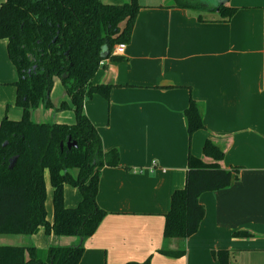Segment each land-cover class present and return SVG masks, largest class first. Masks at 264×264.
Wrapping results in <instances>:
<instances>
[{"label":"crops","instance_id":"0c3cea01","mask_svg":"<svg viewBox=\"0 0 264 264\" xmlns=\"http://www.w3.org/2000/svg\"><path fill=\"white\" fill-rule=\"evenodd\" d=\"M199 1L138 0L126 54L105 60L93 80L113 89L109 99H87L85 113L105 151H119L121 167L101 170L97 202L107 215L85 241L80 264H219L217 250L232 251L233 264H264V0H226L237 10L229 20L205 1L216 11L200 12ZM191 97L204 105L205 129L190 138L184 112ZM207 140L224 151L222 168L240 169L239 181L200 197L206 212L195 235L165 241V216L173 193L186 186L189 155L213 163L203 154ZM81 199L65 186L66 207ZM47 212L52 223L53 204ZM239 231L251 235L234 237ZM34 240L40 249L80 243L43 229ZM182 247L179 259L160 253Z\"/></svg>","mask_w":264,"mask_h":264},{"label":"trees","instance_id":"16d2710c","mask_svg":"<svg viewBox=\"0 0 264 264\" xmlns=\"http://www.w3.org/2000/svg\"><path fill=\"white\" fill-rule=\"evenodd\" d=\"M140 8L138 0L122 5L102 0H6L1 5L0 41L7 42V54L17 73L13 83L16 104L24 115L20 121L5 118L0 125V236L34 237L43 229L48 237H74L80 243L48 249L0 246V264H80L85 241L105 219L107 212L97 202L100 173L105 167H121V157L116 149L105 151L84 104L97 95L109 99L112 85L93 84L104 60L103 48H108V59H120L112 54L118 45L130 43ZM195 8L202 13L216 11L200 1ZM217 10L222 20H229L237 11L225 5ZM64 75L68 78L63 79ZM55 79L62 81L71 98L74 125L33 121L35 110L70 107L66 102L58 108L52 105ZM184 116L190 138L205 129L204 105L192 97ZM70 138L77 147L68 148ZM5 142L8 144L3 147ZM203 154L213 163L189 155L186 186L173 193L165 216V241H185L195 235L206 212L200 197L239 181L240 169L222 168L224 151L211 140L206 141ZM14 157L18 160L10 169ZM47 175L53 190L52 223L46 209ZM66 185L81 194L75 208L65 205ZM250 235L239 231L233 236ZM160 253L179 259L186 255V249ZM212 256L219 264L234 263L229 250L213 251ZM127 264H151V260Z\"/></svg>","mask_w":264,"mask_h":264},{"label":"rangeland","instance_id":"374dc122","mask_svg":"<svg viewBox=\"0 0 264 264\" xmlns=\"http://www.w3.org/2000/svg\"><path fill=\"white\" fill-rule=\"evenodd\" d=\"M201 1H205V0H200V2ZM210 2L213 3L212 1ZM15 80H17V73L15 67L9 60L5 43H3V41H0V125L5 118H9L10 120L13 121H20L23 118L24 112L16 104L17 91L16 88L13 86V82ZM69 100L70 99L66 94L63 83L61 82L60 79L57 80L55 79L50 93V101L52 105L60 106L61 103L66 102L70 107H68L63 111H57L55 109L52 110L47 109V111H51V112L56 111L54 112L56 113L54 118H47L48 116L44 114L42 109H39L36 111L35 114L36 123L42 124L45 123L46 121L54 119V124L74 125L76 123V114L73 110V105ZM46 182H47V190H48V195L46 200V209H47L48 206L52 208V194H53V190L49 182L48 175L46 177ZM34 242H35L34 237L0 236V246H4V245L28 246L35 244Z\"/></svg>","mask_w":264,"mask_h":264},{"label":"water","instance_id":"95a60500","mask_svg":"<svg viewBox=\"0 0 264 264\" xmlns=\"http://www.w3.org/2000/svg\"><path fill=\"white\" fill-rule=\"evenodd\" d=\"M210 1L213 2L212 4H214V7L216 9H218V8H220V7H222V6H224L226 4V0H205V2H208V3H211ZM67 55H68V53H67ZM108 56H109L108 48L107 47H104L103 48V52H102V58L104 60H107L108 59ZM65 78H68V76L67 75H64L63 76V79H65ZM35 111L33 113H35ZM7 144H8V142H5L3 144V147H5ZM67 146H68L69 149H71L72 147H77V142H72L71 141V138H70L69 139V142L67 143ZM63 147H64V145L62 144L61 145L62 150H63ZM17 160H18V157H14L13 159L10 160V165H9V168L10 169H13L15 167Z\"/></svg>","mask_w":264,"mask_h":264},{"label":"built area","instance_id":"2783aa9c","mask_svg":"<svg viewBox=\"0 0 264 264\" xmlns=\"http://www.w3.org/2000/svg\"><path fill=\"white\" fill-rule=\"evenodd\" d=\"M126 49H127V45L126 44H120L118 45L114 52H113V56L117 57V56H124L126 54ZM105 65V60H103L100 63V67H103Z\"/></svg>","mask_w":264,"mask_h":264}]
</instances>
